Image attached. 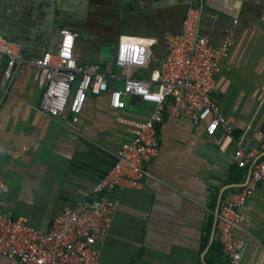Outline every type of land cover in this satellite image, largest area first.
<instances>
[{
    "label": "crops",
    "instance_id": "crops-1",
    "mask_svg": "<svg viewBox=\"0 0 264 264\" xmlns=\"http://www.w3.org/2000/svg\"><path fill=\"white\" fill-rule=\"evenodd\" d=\"M92 1L100 0L59 3L65 16L76 21L77 30L71 31L79 34L74 47L77 62H109L113 57L108 60L101 48L113 46L119 35L154 37L153 60L148 67L137 69V76H147L157 66L164 54L163 35L178 32L187 8L193 6L187 0H180L182 4L115 0L122 12L114 15L118 29H113V20L98 16L92 21L87 11ZM30 2L37 8L45 6L42 0H0V24L23 23ZM48 18V26L41 24L37 33L18 42L25 57L54 51L53 45L45 49L42 42L56 24V14ZM229 29L234 30V42L215 83L220 111L234 118L233 138H225L221 128L207 135L203 124L164 113L156 124L159 148L145 166L144 187L123 185L113 192L118 204L99 244L102 264H229L215 227L211 239L213 221L211 230L208 225L220 190L235 177L241 180L233 183H242L248 174V168L238 166L234 159V140L244 134L248 151L255 158L264 156V138L259 134L264 133V0H205L199 31L217 43ZM20 31L23 37L26 30ZM4 65L3 58L0 214L22 217L29 225L47 230L58 212L90 194L114 163L120 144L130 138L131 127L118 122L116 116L143 119L153 106L124 95L125 107L115 111L105 91L87 96L77 122L67 110L52 117L37 107L38 70L22 64L5 90L1 84ZM122 72L117 69L118 74ZM115 84L121 87L122 82ZM229 188L239 189L228 187L223 192ZM234 235L242 244L237 264H264V190L260 186L252 191ZM212 242L216 243L213 249ZM0 264L16 262L0 255Z\"/></svg>",
    "mask_w": 264,
    "mask_h": 264
},
{
    "label": "built area",
    "instance_id": "built-area-1",
    "mask_svg": "<svg viewBox=\"0 0 264 264\" xmlns=\"http://www.w3.org/2000/svg\"><path fill=\"white\" fill-rule=\"evenodd\" d=\"M197 22L198 9L188 7L179 31L163 35L165 53L148 76L132 75L131 70L150 65L154 57L150 48L157 43L154 37L119 35L109 62L80 64L74 54L75 31H65L54 51L38 57H25L18 42L0 34V63L5 59L3 88H8L22 64L37 69V107L49 116L67 110L71 120L77 122L87 96L105 91L115 111L125 107L124 95L136 96L153 106L143 119L116 116L118 122L131 127L130 138L120 144L114 163L90 194L58 212L47 230L29 225L22 217L0 214V255L16 264H102L99 244L118 204L113 192L123 185L144 187L145 166L159 148L156 124L164 113L203 124L207 135L221 128L225 138H233L234 118L220 111L215 75L228 57L234 30L229 29L213 43L199 31ZM122 67L126 70L118 74L117 69ZM117 81L122 82L121 87H117ZM259 134L264 138L263 132ZM244 136L234 140V159L238 166L248 168L249 177L239 189L223 195L214 213L216 237L229 264H237L241 258L242 244L234 232L251 192L258 186L264 190V156L255 158L246 148L248 140Z\"/></svg>",
    "mask_w": 264,
    "mask_h": 264
},
{
    "label": "water",
    "instance_id": "water-1",
    "mask_svg": "<svg viewBox=\"0 0 264 264\" xmlns=\"http://www.w3.org/2000/svg\"><path fill=\"white\" fill-rule=\"evenodd\" d=\"M189 1H192V3H193L192 7H195L198 9L197 26L199 27V23H200L201 16H202V9H203V6L205 4V0H187L186 2H189ZM42 3L45 6H43L41 8L35 7V4H33L32 2L28 3L27 5L29 7H31V9L30 10L27 9L25 11L24 17H23V23H16V22H11V21L7 24L1 23L0 24V33L6 35L7 37H9L7 39L12 40V41H17V42L25 41V39L28 38V35H31L30 33H37L36 29L39 28V26L41 24H43L44 26H46V25L48 26V24H47L49 21L48 16L50 13H52L53 15L56 14V18H54V19H56V24L54 25L53 29L51 31H49L48 34H46L45 36L42 37L43 38L42 42L45 45V49L47 47H50V45H53L52 47H54V49H55L57 47V43L61 40L62 35L65 31L77 30L76 21L74 19H71V18L65 16V13H63V11L61 10L63 8H61L59 6L60 0H54L53 3L50 0H42ZM174 3L182 4V1L174 0L173 4ZM25 16H26V18H25ZM20 28L26 30V33L23 35V37L21 36L22 33L20 31ZM17 35L18 36L20 35L22 38L18 37ZM141 36H144V34H141ZM58 37H59V40L57 43H55V40H57ZM150 51L152 53H155L153 47L150 48ZM125 70H126V68L122 67V71H125ZM136 71H137L136 68H133L131 70V74L136 75ZM248 177H249V171H248L247 177H246L244 182H242V183H230L228 185H225L220 190L214 213H216L218 210L219 202H220L223 190L225 188H228V187H240V186H242L246 182ZM214 227H215V217L213 220V231L211 232V239L213 238V235H214Z\"/></svg>",
    "mask_w": 264,
    "mask_h": 264
},
{
    "label": "flooded vegetation",
    "instance_id": "flooded-vegetation-1",
    "mask_svg": "<svg viewBox=\"0 0 264 264\" xmlns=\"http://www.w3.org/2000/svg\"><path fill=\"white\" fill-rule=\"evenodd\" d=\"M87 11L90 12L92 21H95L99 15L110 13L111 15H116L117 13H121L122 8L116 4L115 0H100L97 3L92 1L87 7Z\"/></svg>",
    "mask_w": 264,
    "mask_h": 264
},
{
    "label": "rangeland",
    "instance_id": "rangeland-1",
    "mask_svg": "<svg viewBox=\"0 0 264 264\" xmlns=\"http://www.w3.org/2000/svg\"><path fill=\"white\" fill-rule=\"evenodd\" d=\"M101 16H103V17H101ZM99 18H106V19H109V20H113L112 28L113 29L114 28L118 29V26L115 24V23H117L116 17L114 15H111V13L110 14L99 15ZM101 51L104 53L105 57H108V60H110L113 57V46L111 44H108L107 46H103L101 48ZM164 53H165V49H164ZM150 69H149V71H150ZM149 71H148V74H149ZM251 194H252V192H251Z\"/></svg>",
    "mask_w": 264,
    "mask_h": 264
},
{
    "label": "trees",
    "instance_id": "trees-1",
    "mask_svg": "<svg viewBox=\"0 0 264 264\" xmlns=\"http://www.w3.org/2000/svg\"><path fill=\"white\" fill-rule=\"evenodd\" d=\"M241 175V174H240ZM240 180H241V178L239 179V181H238V177H235V178H233V179H231L230 181H232V183L233 182H240ZM235 189H237V188H229V189H226L223 193H222V196H221V198L223 197V195L224 194H226L227 193V190H235ZM215 203V201H213V204ZM213 219H214V214H213V211H212V213H211V215H210V222H209V225H208V227H209V229L211 230V228H212V221H213ZM217 242L219 243V241L217 240ZM215 242H212V244H211V249H213L214 247H215ZM220 244V243H219ZM205 246V242H204V244H203V247ZM220 246H221V244H220ZM221 250H222V247H221ZM220 254H221V251H220ZM222 264H224V263H222Z\"/></svg>",
    "mask_w": 264,
    "mask_h": 264
}]
</instances>
